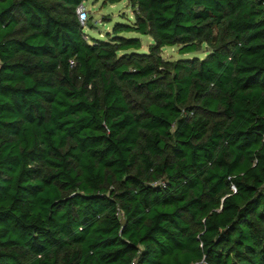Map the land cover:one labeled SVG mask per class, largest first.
<instances>
[{
	"label": "trees",
	"instance_id": "1",
	"mask_svg": "<svg viewBox=\"0 0 264 264\" xmlns=\"http://www.w3.org/2000/svg\"><path fill=\"white\" fill-rule=\"evenodd\" d=\"M83 1L0 0V264H264V0Z\"/></svg>",
	"mask_w": 264,
	"mask_h": 264
},
{
	"label": "rangeland",
	"instance_id": "2",
	"mask_svg": "<svg viewBox=\"0 0 264 264\" xmlns=\"http://www.w3.org/2000/svg\"><path fill=\"white\" fill-rule=\"evenodd\" d=\"M84 5L88 10V19L83 25L87 40L91 38L99 40H109L115 36L130 38L138 37L141 47L138 52L146 53L149 45L153 43L148 35H142L135 32H115L114 27L118 24H133L135 20L136 8L129 0H120L110 3L109 0H84ZM179 46H165L161 51V57L164 60L174 61L185 56L203 57L206 55V46L204 44L191 54H180Z\"/></svg>",
	"mask_w": 264,
	"mask_h": 264
},
{
	"label": "built area",
	"instance_id": "3",
	"mask_svg": "<svg viewBox=\"0 0 264 264\" xmlns=\"http://www.w3.org/2000/svg\"><path fill=\"white\" fill-rule=\"evenodd\" d=\"M76 13H77V17L78 20L81 24H85V22L88 19V10L86 8V6L84 5V3H80L77 7H76ZM130 264H136L135 262H131ZM200 264H206L205 261H201Z\"/></svg>",
	"mask_w": 264,
	"mask_h": 264
}]
</instances>
